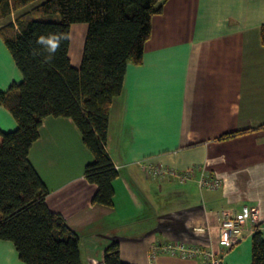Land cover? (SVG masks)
<instances>
[{
  "label": "crops",
  "instance_id": "obj_1",
  "mask_svg": "<svg viewBox=\"0 0 264 264\" xmlns=\"http://www.w3.org/2000/svg\"><path fill=\"white\" fill-rule=\"evenodd\" d=\"M263 24L264 0H167L152 18L142 63L127 66L110 107L105 150L117 171L111 207L92 203L97 186L83 173L93 157L72 119L42 120L28 160L47 189L46 206L78 237L81 264H104L115 243L124 264L203 263L161 250L170 244L250 264L252 236L222 248L217 212L254 207L264 231ZM1 41L0 91L21 80ZM68 57L79 68L70 41ZM16 126L0 106V129ZM153 166L199 170L181 181L155 176ZM201 172L219 187L202 188ZM0 264H24L9 241L0 240Z\"/></svg>",
  "mask_w": 264,
  "mask_h": 264
},
{
  "label": "trees",
  "instance_id": "obj_2",
  "mask_svg": "<svg viewBox=\"0 0 264 264\" xmlns=\"http://www.w3.org/2000/svg\"><path fill=\"white\" fill-rule=\"evenodd\" d=\"M34 0H0V39L21 74L0 91V106L17 126L0 130V240L14 245L24 264H81L79 239L65 220L45 204L47 189L28 160L46 117L70 118L93 162L83 176L97 186L94 205L112 206L117 171L105 150L113 100L123 89L127 66L140 65L151 35L152 18L167 0H46L30 11ZM58 15V19L53 17ZM87 25L79 68L68 57L69 28ZM66 33L51 63L33 55L39 35ZM264 46V24L260 27ZM246 133H229L226 140ZM104 264H124L118 244L104 252ZM250 264H264V233L251 237Z\"/></svg>",
  "mask_w": 264,
  "mask_h": 264
},
{
  "label": "built area",
  "instance_id": "obj_3",
  "mask_svg": "<svg viewBox=\"0 0 264 264\" xmlns=\"http://www.w3.org/2000/svg\"><path fill=\"white\" fill-rule=\"evenodd\" d=\"M151 173L158 177H175L181 181L193 178L199 167H194L187 171L175 172L162 166L149 167ZM199 184L207 190H215L219 187L217 179L205 176L201 172ZM218 216V243L225 250L251 237L255 231L259 230L258 210L248 205L242 206L238 214L231 211H219ZM264 233V231H263ZM164 252L179 254L183 258L197 257L203 260L202 264H224L222 257L216 255L210 249H200L197 247L187 248L179 245H166L161 247ZM156 252V247L154 248Z\"/></svg>",
  "mask_w": 264,
  "mask_h": 264
},
{
  "label": "rangeland",
  "instance_id": "obj_4",
  "mask_svg": "<svg viewBox=\"0 0 264 264\" xmlns=\"http://www.w3.org/2000/svg\"><path fill=\"white\" fill-rule=\"evenodd\" d=\"M45 1L46 0L31 1L27 5L26 10L30 11L31 9H33L34 7L40 5L41 3L45 2ZM53 17L56 18V20L58 19V15H53ZM72 27H75V28H72ZM81 27H83V29H84L83 32L80 31ZM86 31H87V25L85 23H75V24H72L69 28L70 54H71V57L73 59V62H75L73 56L74 57L78 56L77 59L78 60L80 59L78 67L80 66L81 59H82L83 45H84V41H85V37H86ZM3 45H4V43H3ZM4 48L6 49L5 45H4ZM6 51L8 52L7 49H6ZM8 55H10L9 52H8ZM0 130L5 131V132L9 131V130H3V129H0Z\"/></svg>",
  "mask_w": 264,
  "mask_h": 264
},
{
  "label": "clouds",
  "instance_id": "obj_5",
  "mask_svg": "<svg viewBox=\"0 0 264 264\" xmlns=\"http://www.w3.org/2000/svg\"><path fill=\"white\" fill-rule=\"evenodd\" d=\"M68 39L66 33L53 32L48 35H39L36 38L35 43L40 46L38 49H33V55H43L44 63H51L55 53L59 50L61 44Z\"/></svg>",
  "mask_w": 264,
  "mask_h": 264
}]
</instances>
